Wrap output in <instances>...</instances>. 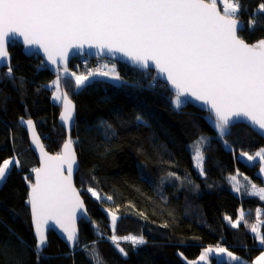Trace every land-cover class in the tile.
Here are the masks:
<instances>
[{
    "label": "trees",
    "instance_id": "1",
    "mask_svg": "<svg viewBox=\"0 0 264 264\" xmlns=\"http://www.w3.org/2000/svg\"><path fill=\"white\" fill-rule=\"evenodd\" d=\"M261 2L264 0H240L238 16L245 27L239 35L248 43L264 38V14L257 12ZM217 4L221 6L218 1ZM253 14L256 25L250 30L248 21ZM8 51L14 79L7 77L8 68L2 69L0 162L15 157L20 166L12 167L0 183V264H37L26 204L29 187L25 180L26 176L31 179L37 159L17 119L32 118L51 153L60 150L65 132L57 121L60 104L51 101V89L45 87L56 75L41 67L42 58L37 54L25 55L19 44H10ZM74 62L79 64V59H72L68 68ZM109 62L115 64L122 86H114L120 82H100L104 78L95 77L76 90L74 79L62 78L63 90L76 105L71 138L76 142L80 167L75 183L90 221H79V245L74 251H69L49 231L40 264H92L84 248L88 245L90 251L93 241H98L103 264H187L186 260L197 257L203 248L218 245L250 264L264 249L256 245L250 233L257 208L264 216V201L233 192L229 177L241 173L256 185L264 184L257 173L259 161L249 164L239 157L241 152L252 154L264 146V139L240 123L231 127V134L224 140H218L207 113L189 102L177 110L170 100L173 94L163 84L155 89L148 87L151 81L148 71ZM137 116L146 123L138 122ZM101 121L112 125L115 136L105 137L103 129L97 130ZM201 134L212 138L211 147L205 152L204 177L194 169L186 149ZM225 140L230 149L225 148ZM169 171L182 180L167 178ZM185 177L199 188L190 185ZM89 187L97 191L100 199L92 197L87 191ZM109 196L112 200H107ZM107 208L118 216L114 232ZM241 210L247 225L242 221L233 229L224 217L235 221ZM261 232L264 233V223ZM113 234L119 237L142 234L146 243L133 247L130 241H122L125 256L111 243ZM18 237L27 246H22Z\"/></svg>",
    "mask_w": 264,
    "mask_h": 264
},
{
    "label": "snow or ice",
    "instance_id": "2",
    "mask_svg": "<svg viewBox=\"0 0 264 264\" xmlns=\"http://www.w3.org/2000/svg\"><path fill=\"white\" fill-rule=\"evenodd\" d=\"M223 12L217 7V0H0V65L9 61V45L22 40L25 53L34 54L36 50L43 54L41 67L53 66L56 78L50 85L54 101L62 105L59 119L62 127L71 130L74 120V105L67 92L63 90L62 78L70 77L75 81V89H82L92 78H104L100 82L123 81L116 71L115 64H103L86 74L69 72L67 60L71 52L82 53L87 47L98 54H121L132 65L148 70L150 89L163 84L173 93L172 105L178 110L186 101L199 102L207 111L208 119L217 133L218 140L230 135L231 127L236 123H246L254 131L264 135V38L248 43L239 35L241 25L239 12L240 0H220ZM257 12L264 14V2L258 5ZM256 25L255 14L248 21L251 30ZM61 66L63 69L61 70ZM155 70V74L152 73ZM14 79L9 66L6 73ZM140 123H146L140 116ZM31 137V145L40 152V166L31 169L34 182H28L26 204L30 206L31 223L35 240L34 253L40 264L42 253L47 247L46 232L58 229L70 246L79 245L77 220L87 219V211L80 192L73 184V172L78 167V158L74 150L73 139H65L61 149L54 155L45 151L40 142L32 119L21 118ZM103 129L105 137L115 136L112 125L101 121L97 130ZM211 137L201 136L195 143L194 155H191L194 169L201 177L206 176L205 152L211 147ZM30 145V146H31ZM225 148L230 145L225 140ZM190 154L192 145H186ZM260 163V173L264 174V148L254 155L241 152L240 158ZM15 157L0 162V183L5 181L12 167H19ZM167 178L182 180L169 171ZM165 178H162V180ZM190 185L194 182L187 177ZM233 192H241L243 187L236 176L229 177ZM248 180V177H244ZM250 189L244 194L258 197L264 201V187H258L249 181ZM196 189L199 185H194ZM92 197L100 199L92 187L87 189ZM112 200V197H107ZM111 217L113 232L118 221L114 211L105 210ZM258 223L252 224L250 231L254 240L264 247V233L260 231L261 209L257 208ZM143 215V213H140ZM233 229L245 220L241 210L233 221L225 216ZM166 226V225H165ZM101 239L103 235L97 232ZM22 246H27L19 237ZM121 254L127 252L119 241H130L133 247L144 245L146 240L141 234L110 237ZM98 241L85 245L92 264H103ZM226 254L231 261L247 264L241 257L219 245L206 248L199 257L206 261L208 254ZM197 264V262H189ZM253 264H264V251Z\"/></svg>",
    "mask_w": 264,
    "mask_h": 264
},
{
    "label": "water",
    "instance_id": "3",
    "mask_svg": "<svg viewBox=\"0 0 264 264\" xmlns=\"http://www.w3.org/2000/svg\"><path fill=\"white\" fill-rule=\"evenodd\" d=\"M217 7H218V9L222 12V10H221V8H220V6H219L218 4H217ZM239 22H240L241 30H242V29L245 27V25H244V23H243L241 20H239ZM17 44H19V45L21 46V50H22V52H23L25 55H27V54L25 53V49H24V47H23L22 40H18ZM250 44H251V43H250ZM32 51H33L34 54H37L38 56H40V57L43 59V54H42V53H40V52H38V51H36V50H32ZM9 54H10V53H9ZM27 56H29V55H27ZM79 56H87V57H90V58H99V59L106 58V59L109 60V61L121 62V63H124V64H126V65H128V66L133 67V68H137V69H139V70H141V71H145V72L148 71V70L140 69L138 66L132 65L131 62L127 61V60H126L121 54H119V53H116V54H114V55H109V54H107L106 52L103 53V54H98V53L96 52L95 49H88L87 47L84 49V51H83L82 53H77V52H75V51L71 52L70 55H69V57H68V60H67V67H69L70 62H71L72 59H74V58H78ZM9 66H11V56H10L9 61H6V62H4L2 65H0V73H1L2 69L8 68ZM47 68L50 70V72H51L52 74L56 75V72H55L53 66H47ZM61 69H63V66H61ZM152 71L155 72L154 69H152ZM171 93H172V92H171ZM172 94H173V93H172ZM69 98H70V96H69ZM70 99H71V98H70ZM71 100H72V99H71ZM72 101H73V100H72ZM186 102H189V103L195 105L196 107H198L199 109H201L202 111H204L205 113H207L206 109H204L203 106H202L199 102H193V101H191V100H188V101H186ZM73 105H74V120H73V122L71 123V130H70V133H69V130H68V129H65V128L62 127V128L64 129V132H65V139L69 138V135H70V137H71L72 130L74 129V126H75L76 105H75V102H74V101H73ZM61 111H62V105L60 104V110H59V113H58V115H57V121H58V123L62 126V122H61L60 119H59V115H60V112H61ZM21 118H23V119H25V120H26V119H32V118L19 117L17 120H18L19 125H20V126L23 128V130L26 132L28 145H29L31 151L34 153V155H35V157H36V159H37V166H36V167H39V166H40V152H39V150L35 149V145H31V137H30V134L27 132L26 125H24V126L21 125ZM32 120H33V119H32ZM33 122H34V120H33ZM240 123L247 125L246 123H243V122H240ZM240 123H236V124H240ZM236 124H235V125H236ZM34 126H35V129H36V133H37V135L40 136V134H39V132H38V130H37V127H36L35 122H34ZM248 127H249V126H248ZM250 128H251V127H250ZM251 129H252V128H251ZM252 130H253V129H252ZM253 131H254V130H253ZM254 132H256L258 135H260V136L264 139V135L259 134L258 131H254ZM65 139H64V140H65ZM40 142L44 145V142H43L41 136H40ZM63 142H64V141H63ZM63 142H62V144H63ZM62 144H61V147H62ZM30 145H31V146H30ZM61 147H60V149H61ZM74 150L76 151L75 146H74ZM45 151H47L50 155H54V154H56V153H51V152H49V151L46 149V147H45ZM76 154H77V153H76ZM77 158H78V156H77ZM79 167H80V164H79V160H78V167H76V168L74 169V172H73V184H74V186H75L77 189H78V187H77V185H76V183H75V177H76V174H77L78 171H79ZM31 180H32V182H34V173H31ZM28 191H29V189H28ZM78 191H79V189H78ZM79 192H80V191H79ZM27 193H28V192H27ZM80 195H81V193H80ZM81 199H82L83 202H84V199H83L82 195H81ZM84 205H85V209H86V211H87V207H86V203H85V202H84ZM28 206H29V205H28ZM29 213H30V206H29ZM87 217H88L87 219H85V218H78V220H77L78 237H79V227H78L79 221H80L81 219H83V220H85V221H87V222L90 221V216H89V214H88V211H87ZM30 223H31V214H30ZM31 227H32V223H31ZM49 231H52L53 233H55L56 236H57L62 242L65 243V245L67 246V248H68L69 251H74V250H75V247L70 246V245L68 244V242H67V240H66V237H64V236L62 235V233H60V231H59L58 229H51V228H50V229L46 232V236H47V237H48V232H49ZM32 233H33V228H32ZM47 245H48V238H47Z\"/></svg>",
    "mask_w": 264,
    "mask_h": 264
},
{
    "label": "crops",
    "instance_id": "4",
    "mask_svg": "<svg viewBox=\"0 0 264 264\" xmlns=\"http://www.w3.org/2000/svg\"><path fill=\"white\" fill-rule=\"evenodd\" d=\"M246 161V160H245ZM247 162V161H246ZM247 163H249V162H247ZM233 176H236V178H237V181H239V183L243 186L242 188H241V193H244V190L249 186V187H251V185H250V183H249V181H251L249 178H248V180H245L244 179V177H247V176H245V175H243V174H241V173H236L235 175H233ZM263 179V178H262ZM252 183V182H251ZM258 187H262L261 185H257ZM240 193V192H239ZM261 213H262V210H261ZM256 223H258V220H257V212H256V218H255V220H254V223L253 224H256ZM259 223H260V225L262 224V223H264V216H261V214H260V218H259ZM260 231H261V226H260ZM250 233L252 234V236L254 237V234L250 231ZM262 233V232H261ZM256 241V240H255ZM256 245L258 246V247H261L260 245H259V242L258 241H256ZM209 247H211V248H216L217 246H209ZM209 247H205V248H203L202 249V251H201V253L206 249V248H209ZM220 247H223V246H220ZM225 248V247H224ZM227 249V248H226ZM229 250V249H228ZM230 251V250H229ZM262 251H264V249H261V251L258 253V255H260L261 254V252ZM232 252V251H231ZM200 253V254H201ZM233 253V252H232ZM200 254L197 256V257H195V258H190V259H187L186 261H187V264H189V262H197V264H214V263H216V264H220L221 263V261H229V262H231V260L226 256V254H217L216 252H212V253H209L208 254V258H207V260L206 261H200L199 260V257H200ZM234 254V253H233ZM234 255H236V254H234ZM257 255V256H258ZM236 256H238V255H236ZM256 256V257H257ZM238 257H241V256H238ZM255 257V258H256ZM243 260H245L243 257H241ZM255 258H253L251 261H250V264H253V260L255 259Z\"/></svg>",
    "mask_w": 264,
    "mask_h": 264
},
{
    "label": "rangeland",
    "instance_id": "5",
    "mask_svg": "<svg viewBox=\"0 0 264 264\" xmlns=\"http://www.w3.org/2000/svg\"><path fill=\"white\" fill-rule=\"evenodd\" d=\"M219 3H220V7H221V10H222V12H223V4L220 2V0H217ZM95 60H93V61H89L91 64H93V62H94ZM89 63V64H90ZM108 64L109 66H111L112 64H114V63H111V62H109V60H105V64ZM69 69V72H76L77 74H81V73H84V74H86L89 70H92V68L91 69H89L88 71L86 70V69H83L82 70V68H81V66L79 67V64L77 63V62H74L73 63V67L71 68H68ZM62 70V69H61ZM56 78V76L52 79V80H50L49 82H47V85H50L51 84V82L54 80ZM50 89H51V101L53 102V103H55V104H59V103H57L56 101H54L53 100V98H52V92L53 91H55V88L54 87H49ZM208 121L210 122V124H211V121L208 119ZM212 125V124H211ZM201 136H204V137H209L208 136V134H201L198 138H196L195 140H193L192 142H190L188 145H192V151H191V155H194V151H195V141L197 140V139H199ZM261 148H264V146H261L259 149H261ZM259 149H257L254 153H252V154H249V155H254ZM239 157H240V153H239ZM242 160H246L247 162H249V164H252V163H254V162H256V161H259L258 160V158L255 160V161H248L247 160V158L246 157H244ZM257 173L263 178V180H264V174H262V173H260V163H259V166H258V169H257ZM262 187H264V184L263 185H261ZM107 210H110V209H108L107 208ZM109 217V216H108ZM109 219H110V222H111V217H109ZM111 225H112V222H111ZM122 241H124V240H120L119 241V243H121ZM259 256V255H258ZM257 256V257H258ZM256 257V258H257ZM255 258V259H256ZM255 259L253 260V262L255 261Z\"/></svg>",
    "mask_w": 264,
    "mask_h": 264
},
{
    "label": "built area",
    "instance_id": "6",
    "mask_svg": "<svg viewBox=\"0 0 264 264\" xmlns=\"http://www.w3.org/2000/svg\"><path fill=\"white\" fill-rule=\"evenodd\" d=\"M78 59H79V67L81 66L82 70L86 69L87 71L91 68L96 69V68L100 67L101 65L105 64V60H107L104 58H102V59H99V58L90 59L86 56H80V57H78ZM93 60H95V61L93 62V64H91L89 61H93Z\"/></svg>",
    "mask_w": 264,
    "mask_h": 264
},
{
    "label": "flooded vegetation",
    "instance_id": "7",
    "mask_svg": "<svg viewBox=\"0 0 264 264\" xmlns=\"http://www.w3.org/2000/svg\"><path fill=\"white\" fill-rule=\"evenodd\" d=\"M90 58V57H89ZM90 59H92V58H90Z\"/></svg>",
    "mask_w": 264,
    "mask_h": 264
}]
</instances>
